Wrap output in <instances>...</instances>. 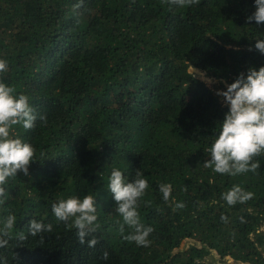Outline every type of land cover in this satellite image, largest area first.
Masks as SVG:
<instances>
[{
	"label": "trees",
	"instance_id": "trees-1",
	"mask_svg": "<svg viewBox=\"0 0 264 264\" xmlns=\"http://www.w3.org/2000/svg\"><path fill=\"white\" fill-rule=\"evenodd\" d=\"M255 10V0L184 8L162 0H0V59L8 62L0 78L47 118L13 131L39 161L9 181L0 220L17 221L0 264H218L206 258L211 248L264 264V154L256 172L231 176L204 166L229 111L218 93L264 66L255 49L264 24L247 20ZM113 168L130 182L140 169L149 183L138 208L141 223L155 229L148 247L118 231L122 218L107 189ZM161 184L172 185L168 202ZM234 185L252 197L229 205L222 197ZM86 195L96 197L101 226L94 248L52 212L60 199ZM31 219L53 232L28 235ZM185 238L200 244L172 254Z\"/></svg>",
	"mask_w": 264,
	"mask_h": 264
},
{
	"label": "clouds",
	"instance_id": "clouds-1",
	"mask_svg": "<svg viewBox=\"0 0 264 264\" xmlns=\"http://www.w3.org/2000/svg\"><path fill=\"white\" fill-rule=\"evenodd\" d=\"M162 3L170 7L184 8L198 5L200 0H162ZM255 9V12L248 16V22L254 20L257 24H264V0H255ZM255 49L264 54V40H256ZM7 70L8 62L0 59V74L6 73ZM218 94L225 97L229 111L220 124L214 142L206 150L210 159L204 166L216 173L231 176L256 172L260 168L256 158L264 154V66L258 70L255 67L249 68L246 75L241 73L235 82L227 86L226 91ZM38 118L46 123V115L37 116L29 96L18 94L15 86H9L0 78V205H4L9 197V181L15 180L20 172L25 176L30 175V165L39 161L34 158L36 150L33 145L13 134L15 126H22L25 131L33 129ZM43 155L41 153V157ZM148 188L149 183L140 169L136 170L135 179L130 182L121 170L113 168L107 184V189L116 202L115 212L122 218L117 221L118 231L124 240L133 242L138 247H148L151 243L148 238L155 231L153 227L141 223L138 212L140 201ZM159 191L164 201L168 202L172 185L161 184ZM252 195L239 185H234L222 198L229 205H234L247 201ZM183 207V203L175 205L176 209ZM52 212L55 218L64 222L69 229L77 230L78 242L81 245L87 242L88 247L94 248L100 242L93 235L101 227L97 223L96 197L86 195L83 199L76 196L60 199L52 204ZM16 221L14 214H8L0 220V248L6 247L13 238ZM126 228L130 231L124 235ZM52 232L51 223L45 224L36 219L29 221L28 235L35 237ZM89 236L92 238L87 240ZM16 238L24 241L27 236L24 232H19L16 233ZM108 257L109 253L105 251L102 259L107 260Z\"/></svg>",
	"mask_w": 264,
	"mask_h": 264
},
{
	"label": "rangeland",
	"instance_id": "rangeland-1",
	"mask_svg": "<svg viewBox=\"0 0 264 264\" xmlns=\"http://www.w3.org/2000/svg\"><path fill=\"white\" fill-rule=\"evenodd\" d=\"M190 69L193 70L198 75V77H202L206 82H208L211 85L214 84L215 82H218L217 81L218 78L212 75L211 76L207 75L205 71H200L196 67H190ZM219 91H221V89H219ZM262 228L264 229V224L262 225ZM195 243L200 244L198 241H196L193 238H185L181 242L180 246L176 247L175 250L178 251V250L187 249L190 245L195 244ZM206 258L210 261H215L218 264H254V263L245 262L242 260H236L231 255L221 256V254L218 251L216 252L213 248H211L210 252L206 255Z\"/></svg>",
	"mask_w": 264,
	"mask_h": 264
},
{
	"label": "water",
	"instance_id": "water-1",
	"mask_svg": "<svg viewBox=\"0 0 264 264\" xmlns=\"http://www.w3.org/2000/svg\"><path fill=\"white\" fill-rule=\"evenodd\" d=\"M196 68L199 69L200 71H202L201 68H198V67H196ZM200 71H199V72H200ZM196 75H197V74H196ZM197 76H198V75H197ZM213 249L217 252V250H216L215 248H213ZM174 252H176L175 249L172 251V254H173Z\"/></svg>",
	"mask_w": 264,
	"mask_h": 264
}]
</instances>
